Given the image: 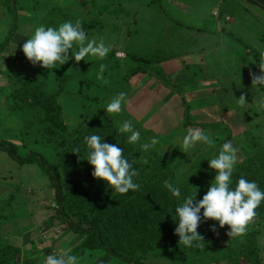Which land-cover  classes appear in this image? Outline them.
I'll return each instance as SVG.
<instances>
[{"label": "rangeland", "instance_id": "374dc122", "mask_svg": "<svg viewBox=\"0 0 264 264\" xmlns=\"http://www.w3.org/2000/svg\"><path fill=\"white\" fill-rule=\"evenodd\" d=\"M84 1L87 2V0ZM197 1L199 12L207 16L200 23H203L204 28L209 30L214 29L215 26L217 27L220 17L212 15L213 11L219 12L214 3L215 0ZM108 3L110 12L107 24H105L107 30L104 31L102 36L97 29L96 31L91 29L92 36L90 37H101L106 44L110 45L111 51L106 57V61L110 62L109 68H104L105 63L103 60V69H101L102 61L91 59L89 61H92V65L83 69H74V72L78 74L77 78L66 84L65 90L58 98V104L61 106L62 118L68 133L78 137L84 128V124L90 121L109 120L118 128V123L121 120H131L133 126L140 131L143 140H148L153 135L157 136L159 140V143L149 153H141L139 145L132 144L136 162L142 165L161 166L168 169L174 175L172 182H175L177 178H180L183 182L194 172L202 170L205 163H208L207 160L218 153L220 146L226 141H231L233 146L237 147L246 158L252 156L257 149H264V89L261 93L252 96L254 89L251 90V84L239 80L238 68L241 59L239 58L236 64L235 62L231 64V60L226 53V49H229L230 46L223 45L218 50V48L213 47V37H206V45L211 46L208 51L197 53L195 50L191 53L193 55L190 59L202 61L203 65L206 64V66L200 64L197 66L198 68L196 66L191 68V73L195 72L191 81H200L199 88L204 86L209 89L208 84H211L210 90L205 92L204 97H200L201 99L198 98V95L196 97L188 94L181 99V94L168 89L170 88L169 85H166L161 79L157 82L154 79L155 76L150 74V68L144 62L151 59L157 49L163 51L165 48V46L162 47L164 44L161 42L154 45L156 42L152 39L159 29H150V26H146L147 23H155V21L151 22L148 20L149 18L146 21L139 20V15L134 14L137 8V4L134 2L124 6H121L123 2L118 5L120 3L116 0H108ZM26 4H29L28 0ZM48 4V1L42 2L35 12L43 11ZM9 6L5 3V0H0V16L8 10ZM93 7L96 12L97 4H94ZM28 8L29 5L26 6V9L21 10L28 15L30 11H28ZM22 11L16 7V4L12 6L15 18L21 19ZM98 11L99 8L97 13L92 14L93 19H95L88 22V26L90 24L94 25L93 29L98 28L100 24V21L96 18L99 14ZM35 17L37 18L36 14ZM190 19H192V22L189 24L197 25L195 19L192 17ZM161 22L166 23V19L164 18V21ZM191 37L202 39L196 33H191ZM196 54L200 55L196 56ZM208 59L211 60L210 64L207 62ZM81 62L85 63L84 61ZM163 67H165V64ZM60 68L62 72H69L67 68ZM139 69H145L146 74L136 72ZM216 70L219 73L218 77L214 75ZM226 77H230L229 79L232 82H228L230 80ZM218 79L220 80L218 81ZM56 81L55 79L50 81L48 84L50 90L56 88ZM217 81L220 82V86L216 84ZM52 82H54V87ZM121 91L127 93L128 101L123 111L119 115L104 112L107 103ZM241 95L245 96L248 103L243 108L239 107L235 101ZM207 103H209V107L223 111V113L232 112L235 107L240 108L241 113L246 114V117H249L248 120L251 121L247 136L251 140H256L254 143H257V145L253 146L252 143L248 142L249 139L247 141L245 137H242L239 142L235 140L233 133H229L228 129L218 127L215 128L216 133L208 132L213 141L211 145H197L194 149L185 152L182 146L183 136L190 129L199 128L191 121L190 115L201 112L196 105L205 106ZM192 106L195 107L192 108ZM206 109L204 108V110ZM24 118L29 126L23 127L22 125L20 131L13 130L12 133L8 134V138L5 134H0V139L3 136V138L10 139L19 147L21 154H28L30 151L39 152L57 169L65 192H72L77 196L86 195L85 192L88 190H82L79 193L73 190L71 186L75 185V179L73 182L64 177L66 175L65 171L73 164L74 158H68L69 155L66 151L57 148L55 142H48L42 133H39L43 118L42 112L30 110ZM223 118L225 119L224 116ZM84 152L87 154V146L84 147ZM0 157L9 159H0L2 163L0 164V182L3 183L4 181L7 188L6 195L0 194V212L4 208H9L12 216L22 217L25 219L23 224L29 226V241L26 245L25 257H38L39 264H44L47 255L61 254L65 250H70L71 254L82 258V264H125L101 250L89 248L93 241L91 238L75 234L71 229H66L60 224L56 218L57 208L54 192L48 187L45 178L40 177L36 167L19 166L5 153H0ZM262 157H264V154H262ZM213 173L212 170H208L210 176ZM237 179L233 178V181ZM77 183L79 188L90 184L91 187L100 189L95 184L96 182H91V184L88 180H81ZM163 185V188L154 189L153 194L167 192L171 198L169 202L177 200V204L181 203ZM106 193L108 198L111 199L110 204L114 207L116 205L118 209L139 207L136 201L125 199L113 191ZM86 196L89 199L91 198L89 195ZM172 215L174 224L172 230L174 232L177 218L175 212H172ZM211 222V220L204 221L202 219L197 229L204 239L215 236L216 239L211 248L204 249L202 245L199 248H186L179 244L178 239L174 246L173 244L168 246V249L165 248L166 250L163 252L156 245V249L151 250L142 261L145 264H233V261L240 257L239 264H249V262L241 259L246 232L240 236L229 237L227 235L228 227L216 228L215 231H210ZM79 223L87 224L84 219H80ZM120 227L125 230L123 226ZM124 230H120L116 225H109L108 228H104L106 242L110 245L119 244L125 238ZM246 230L251 231L252 229L247 227ZM260 230L262 231L257 240L261 249V256L264 257V227ZM132 251L138 256L141 255L138 248Z\"/></svg>", "mask_w": 264, "mask_h": 264}, {"label": "trees", "instance_id": "16d2710c", "mask_svg": "<svg viewBox=\"0 0 264 264\" xmlns=\"http://www.w3.org/2000/svg\"><path fill=\"white\" fill-rule=\"evenodd\" d=\"M81 24L85 31L89 27H94V25L87 27L82 22ZM172 56L174 55L171 52L157 51L151 59L144 62L150 68V74L159 78L161 76L156 69V64L167 61ZM240 59L241 64L238 68L239 80L251 84V90L252 88L254 89L252 96L256 93H261L263 89H258L255 85L252 86V77L260 75L258 64L262 62L261 59L258 55L252 56L251 59H247L243 55ZM71 60L74 61V59ZM77 67L75 68L76 70L86 68L87 65H82L80 61ZM49 70H44L46 73L42 77L38 74H23L18 80H15L14 88L9 95L11 100L9 110L17 117L22 115L24 127L29 126V123H26L24 118L27 112L30 110L42 112L43 118L39 133H42L48 142H55L57 148L66 151L69 155L68 158H74L73 164L69 161L72 165L65 171L66 175L64 177L68 178V181L72 180L73 182L75 179V185L71 186L73 190L77 193L82 190H88L85 194L91 196V198L89 199L86 195L77 196L75 193L65 192L57 169L39 152L30 151L28 154H21L19 147L15 143L0 141V153H5L19 166H34L37 168L40 177L45 178L48 187L54 192L57 208L56 218L66 229H71L75 234L91 238L93 241L89 248L101 250L125 264H145L142 260L146 258L151 250L156 249V245L163 252L168 249V246L172 244L174 246L179 239L172 230V225H174L172 212H175L174 209L178 205L176 203L177 200L169 202L171 198L167 192H160L157 195L153 194L154 189L163 188L162 185L165 180L172 182L174 175L161 166L137 163L132 144L127 143V138L120 134L117 127L109 120L85 123L78 137L68 133L62 118V109L58 104V98L65 90L66 84L77 78L75 76H78V74L71 71L62 72L59 67ZM136 72L146 74L145 69H139ZM53 79L57 80V84L55 83L56 88L50 90L48 84ZM161 80L168 85L166 80L163 78ZM52 86L54 87V82H52ZM199 128L203 129L205 127L200 125ZM210 128L215 130L218 126H210ZM93 134L104 137L105 143H118L124 149L123 155L138 172V176L134 177V182L140 185L139 190L120 194L125 199L136 201L138 208L118 209L115 204V207L112 206L110 204L111 199L108 198L106 193L112 190L103 181L95 180L91 176L92 168L85 160L87 154L84 152V147L86 146L84 137ZM245 138L248 141L249 137L247 135H245ZM248 142L252 143L253 146L257 145V143H254L256 140L249 139ZM262 154H264V149L259 148L252 156L244 157L242 163L236 166L233 178H239L243 175L248 180L256 181L259 187L264 190V157H262ZM207 169L208 163H205L202 170L194 172L182 182L180 185L181 197L178 198L179 202H182L184 197L193 195L195 192L194 188L199 190L196 194V199H202L209 183L214 179V173L210 176L208 174L209 169ZM81 180H88L89 183L96 182L95 184L100 189L91 187L90 184L79 188L77 187V182ZM256 212V217L247 226L253 231H245L246 240L243 246V257L241 258L249 262V264L261 263L257 239L260 235L258 227L264 223V203L260 205ZM79 218L84 219L87 224L79 223ZM213 224L217 225L216 228L222 229L218 226V222L212 221L211 225ZM109 225H116L120 230H124L120 226L125 228V238L117 245L108 244L104 238V228H108ZM224 227L227 228L228 226L225 225ZM255 228L257 229L255 230ZM215 239V236L204 239L202 247L204 249L211 248ZM137 248L141 253L140 256L132 251L133 249L137 250ZM21 256L22 252L20 249L5 244L0 245V264H39L38 257L22 258ZM239 258L233 261V264H239Z\"/></svg>", "mask_w": 264, "mask_h": 264}, {"label": "crops", "instance_id": "0c3cea01", "mask_svg": "<svg viewBox=\"0 0 264 264\" xmlns=\"http://www.w3.org/2000/svg\"><path fill=\"white\" fill-rule=\"evenodd\" d=\"M26 1L27 0H5V3L10 6L8 10L0 16V134H5L7 138L8 134L12 133L13 130L20 131L22 125L23 127L25 126L22 115L17 117L9 110L11 105L9 95L14 88V81L18 80L23 74H38L39 70L41 71L38 75L42 77L45 76L46 73L44 70L47 71V69H42L39 66H33L25 58L21 51L23 41L28 39L35 28L40 25L57 27L59 24L68 20H79L89 27L88 22H92L95 19H93L92 14L97 13L98 8L99 14L96 18L100 21L99 27L94 29L93 27H89L86 32L89 36H92V30L96 31L97 29L98 33H101L100 35L103 36L104 31L107 30L105 24H107L110 12L108 0H87V2L84 0H28L29 4H26ZM47 1L49 3L48 6H45L43 11L40 12L39 10V13H36L35 10L41 6L42 2ZM116 1L120 3L118 5H121V2H123L121 6L134 2L137 4L134 14L139 15V20L146 21V19L149 18V21H155V23H147L146 25L150 26V29H159L156 35L152 37L156 42L154 45L161 42L164 44L162 47L165 46L163 51L171 52L174 55L167 61L156 64V69L160 76L166 80V83L170 87L168 89L180 93L181 99L183 96H187V94L189 96H199L198 98L201 99L200 97H204L205 92L210 90L211 84H208L209 89L204 86L199 88L198 86L201 84L200 81H191L193 74H195V72L191 73V68L202 64V61L190 59L191 55H193L191 53L195 50L197 53L208 51L211 46L206 45V37H213V47L216 49L218 48V50L219 47L223 45L230 46L229 49H225L227 57L231 60V64H234V62L236 64L237 60L243 55H245L247 59H251L252 56L258 55L261 59L260 53L264 51V0H215L214 3L219 12L213 11L212 15L214 17H220V21L217 27L215 26L212 30L205 29L204 24L200 23L204 21L207 16L199 12L197 0ZM15 4L20 11H22L21 9H26V6L29 5L28 11H30L28 15L22 11L23 14L21 19L15 18V14L12 12V6ZM94 4H97L96 12L93 7ZM191 17L197 21V25L189 24L192 22V19H190ZM164 18L166 19V23L161 22L164 21ZM191 33L200 35L202 39L191 37ZM157 51H162V49H157ZM244 52L246 53L244 54ZM199 55L200 54H196V56ZM103 61L102 65L104 64V68H109L110 62L106 61V58L103 59ZM91 62L92 61L82 63V65H92ZM207 62L210 64L211 60L208 59ZM163 63L165 67H163ZM77 64V62L70 59L68 63L60 67L67 68L74 73ZM201 66H206V64H202ZM25 70H27V72H25ZM214 73V75L218 77L219 73L217 70ZM161 77H155L154 79L159 82L158 80L162 79ZM198 77L202 78L200 76ZM219 80L220 79H218V81ZM218 81L216 82L217 85L220 83ZM224 81L226 82V79ZM228 82L232 81L230 80ZM196 97H194V99H196ZM208 105L209 103L205 105L206 107L196 105L201 112L191 113L192 115H190L191 121L195 125H198V127L200 125L205 127L202 130L216 133L217 130L210 128V126L224 127L228 129L229 133H233L235 135V140L239 142L242 137L249 134H247V131L250 128L251 121L248 120L249 117H246V114L241 113L240 108L235 107L236 110L232 109V112L223 113V111L211 108ZM193 107L195 106H192V108ZM204 108L207 109L204 110ZM3 137L0 141H10V139ZM244 157L243 153L238 150V159L240 160L237 166L242 163ZM3 158L7 157H0L1 160ZM1 160L0 164H2ZM6 190L7 188L5 187L4 181L3 183L0 182V194L4 195ZM9 211V208H4V210L0 212V245L5 244L20 249L22 252L21 257L23 258L25 257V251L27 250L26 245L29 241V226L23 224L25 219L22 217L21 219L20 216H12V213L10 214ZM263 227L264 223L261 224L258 229L260 230V228ZM261 231L262 230H260V234ZM259 258L261 259L260 264H263L264 257L261 256L260 247Z\"/></svg>", "mask_w": 264, "mask_h": 264}, {"label": "clouds", "instance_id": "9594fccd", "mask_svg": "<svg viewBox=\"0 0 264 264\" xmlns=\"http://www.w3.org/2000/svg\"><path fill=\"white\" fill-rule=\"evenodd\" d=\"M21 51L33 66L49 70L65 65L70 59L77 63H88L91 59L103 60L109 55L111 47L101 37H90L79 20H68L57 27L37 26L32 35L23 41ZM260 56L262 62L258 67L261 74L252 77V86L264 89V51ZM235 101L241 108L248 104L244 95ZM127 102V93L121 91L107 103L104 112L119 115ZM117 130L127 137L128 144H138L141 153H149L159 143L155 135L143 140L131 120H121ZM84 143L87 146L85 160L91 166V176L95 180L103 181L119 194L139 190L140 185L134 182L138 172L123 155L124 149L118 143H105L104 137L96 134L85 136ZM212 143L208 132L199 128L190 129L182 139L185 152L197 145ZM207 162L208 168L214 172V179L202 199H196L199 190L193 187L194 194L184 197L174 209L177 218L174 234L179 237V244L186 248H199L204 244L203 236L197 231L202 219L218 222L220 228L227 225L229 237L243 235L248 224L256 217V210L264 203V190L256 181L243 176L233 181L238 148L231 141L224 142L218 153ZM181 183L180 178H177L175 182L165 180L163 186L173 197L180 198ZM216 227L213 224L210 231H215ZM44 264H82V258L65 250L61 254L47 255Z\"/></svg>", "mask_w": 264, "mask_h": 264}]
</instances>
